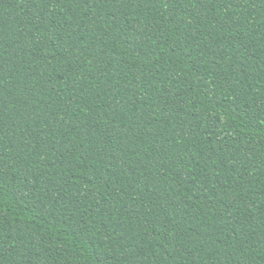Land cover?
<instances>
[{
    "label": "trees",
    "instance_id": "16d2710c",
    "mask_svg": "<svg viewBox=\"0 0 264 264\" xmlns=\"http://www.w3.org/2000/svg\"><path fill=\"white\" fill-rule=\"evenodd\" d=\"M0 264H264V0H0Z\"/></svg>",
    "mask_w": 264,
    "mask_h": 264
}]
</instances>
